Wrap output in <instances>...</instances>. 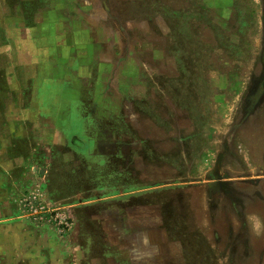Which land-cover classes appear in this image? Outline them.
I'll return each mask as SVG.
<instances>
[{
	"label": "crops",
	"instance_id": "0c3cea01",
	"mask_svg": "<svg viewBox=\"0 0 264 264\" xmlns=\"http://www.w3.org/2000/svg\"><path fill=\"white\" fill-rule=\"evenodd\" d=\"M0 31V264H169L168 197L161 194L190 183L172 184L170 174L168 182L158 180L146 164L156 150L143 121L156 123L146 119L144 105L160 91L173 105L152 83L167 74L164 59L153 58L154 66L144 69L139 48L125 50L124 37L95 0H0ZM254 97L260 101L264 89L222 149L199 154L201 164L206 153L216 157L210 187L229 203L233 185L255 188L264 179L231 176L237 157L246 160L237 135L254 119ZM257 114L260 135L253 131L248 141L262 147L264 111ZM206 135L216 138L210 129ZM263 152L264 145L253 155ZM34 185L67 210L70 233L20 216L15 200Z\"/></svg>",
	"mask_w": 264,
	"mask_h": 264
},
{
	"label": "rangeland",
	"instance_id": "374dc122",
	"mask_svg": "<svg viewBox=\"0 0 264 264\" xmlns=\"http://www.w3.org/2000/svg\"><path fill=\"white\" fill-rule=\"evenodd\" d=\"M95 1L105 7L112 30L124 37L125 50L130 44L139 48L144 69L154 66L153 58H163L161 71H168L156 74L152 83L164 89L172 107L160 91L152 104L140 106L147 113L140 111L156 123L143 121V132L156 150L146 164L156 168L158 180L168 182L170 174L172 184L190 183L161 194L168 197L169 264H264V179L255 188L233 185L229 203L221 189L210 187L216 157L206 153L204 164L199 157L203 150L222 149L234 126L249 114L264 80V0ZM256 104L254 119L249 117L237 135L246 160L237 157L232 177L264 176V152L253 155L255 149L263 150L264 134L262 147L248 141L253 131L260 135L256 118L259 109L264 111V97ZM209 129L213 140L206 135ZM246 167L254 171L245 172Z\"/></svg>",
	"mask_w": 264,
	"mask_h": 264
},
{
	"label": "built area",
	"instance_id": "2783aa9c",
	"mask_svg": "<svg viewBox=\"0 0 264 264\" xmlns=\"http://www.w3.org/2000/svg\"><path fill=\"white\" fill-rule=\"evenodd\" d=\"M17 203L19 210L37 227L52 226L62 236L73 229V221L67 210L48 202L46 190L42 186L29 189Z\"/></svg>",
	"mask_w": 264,
	"mask_h": 264
},
{
	"label": "flooded vegetation",
	"instance_id": "af4514ba",
	"mask_svg": "<svg viewBox=\"0 0 264 264\" xmlns=\"http://www.w3.org/2000/svg\"><path fill=\"white\" fill-rule=\"evenodd\" d=\"M263 82H264V80H263ZM263 82L261 83L260 87H262Z\"/></svg>",
	"mask_w": 264,
	"mask_h": 264
},
{
	"label": "water",
	"instance_id": "95a60500",
	"mask_svg": "<svg viewBox=\"0 0 264 264\" xmlns=\"http://www.w3.org/2000/svg\"><path fill=\"white\" fill-rule=\"evenodd\" d=\"M262 87L264 88V82H263V84H262Z\"/></svg>",
	"mask_w": 264,
	"mask_h": 264
}]
</instances>
